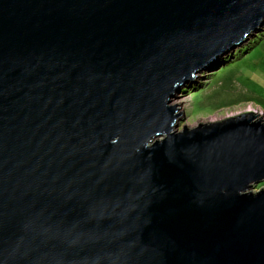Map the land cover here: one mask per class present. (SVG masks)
<instances>
[{
    "label": "water",
    "instance_id": "95a60500",
    "mask_svg": "<svg viewBox=\"0 0 264 264\" xmlns=\"http://www.w3.org/2000/svg\"><path fill=\"white\" fill-rule=\"evenodd\" d=\"M262 22L264 0H0V264H264V118L180 130L170 105Z\"/></svg>",
    "mask_w": 264,
    "mask_h": 264
},
{
    "label": "rangeland",
    "instance_id": "374dc122",
    "mask_svg": "<svg viewBox=\"0 0 264 264\" xmlns=\"http://www.w3.org/2000/svg\"><path fill=\"white\" fill-rule=\"evenodd\" d=\"M193 77L171 98L170 104L178 105L182 114L176 129L221 120L250 108L264 118V22Z\"/></svg>",
    "mask_w": 264,
    "mask_h": 264
},
{
    "label": "bare ground",
    "instance_id": "6f19581e",
    "mask_svg": "<svg viewBox=\"0 0 264 264\" xmlns=\"http://www.w3.org/2000/svg\"><path fill=\"white\" fill-rule=\"evenodd\" d=\"M213 63V62H212ZM182 90V89H181ZM183 91V90H182ZM175 103V102H174ZM171 105V104H170ZM174 106H176V105H174ZM249 110H251L252 111V108H250ZM257 112V111H256Z\"/></svg>",
    "mask_w": 264,
    "mask_h": 264
}]
</instances>
